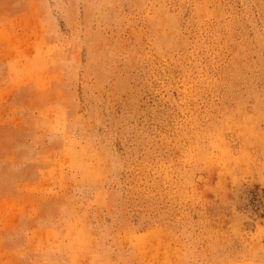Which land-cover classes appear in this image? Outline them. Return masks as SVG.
I'll use <instances>...</instances> for the list:
<instances>
[{
    "label": "rangeland",
    "instance_id": "1",
    "mask_svg": "<svg viewBox=\"0 0 264 264\" xmlns=\"http://www.w3.org/2000/svg\"><path fill=\"white\" fill-rule=\"evenodd\" d=\"M0 264H264V0H0Z\"/></svg>",
    "mask_w": 264,
    "mask_h": 264
}]
</instances>
